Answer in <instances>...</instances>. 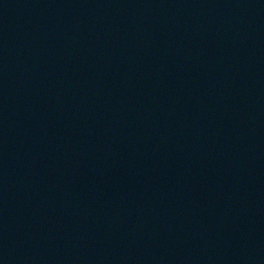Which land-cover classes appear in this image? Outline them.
<instances>
[{"label": "water", "instance_id": "obj_1", "mask_svg": "<svg viewBox=\"0 0 264 264\" xmlns=\"http://www.w3.org/2000/svg\"><path fill=\"white\" fill-rule=\"evenodd\" d=\"M0 264H264V0H0Z\"/></svg>", "mask_w": 264, "mask_h": 264}]
</instances>
